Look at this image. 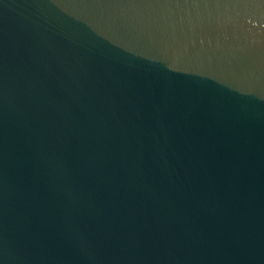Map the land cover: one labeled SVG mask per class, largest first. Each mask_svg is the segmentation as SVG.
<instances>
[{
  "label": "water",
  "instance_id": "obj_1",
  "mask_svg": "<svg viewBox=\"0 0 264 264\" xmlns=\"http://www.w3.org/2000/svg\"><path fill=\"white\" fill-rule=\"evenodd\" d=\"M0 264H264V0H0Z\"/></svg>",
  "mask_w": 264,
  "mask_h": 264
}]
</instances>
